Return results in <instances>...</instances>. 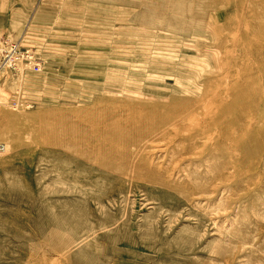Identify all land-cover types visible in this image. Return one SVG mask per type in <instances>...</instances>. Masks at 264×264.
I'll return each mask as SVG.
<instances>
[{
  "label": "rangeland",
  "instance_id": "1",
  "mask_svg": "<svg viewBox=\"0 0 264 264\" xmlns=\"http://www.w3.org/2000/svg\"><path fill=\"white\" fill-rule=\"evenodd\" d=\"M0 264H264V0H0Z\"/></svg>",
  "mask_w": 264,
  "mask_h": 264
},
{
  "label": "built area",
  "instance_id": "2",
  "mask_svg": "<svg viewBox=\"0 0 264 264\" xmlns=\"http://www.w3.org/2000/svg\"><path fill=\"white\" fill-rule=\"evenodd\" d=\"M20 42L8 37H0V81L6 80L17 69V61L30 57L29 51L22 52ZM4 146L0 144V153Z\"/></svg>",
  "mask_w": 264,
  "mask_h": 264
},
{
  "label": "bare ground",
  "instance_id": "3",
  "mask_svg": "<svg viewBox=\"0 0 264 264\" xmlns=\"http://www.w3.org/2000/svg\"><path fill=\"white\" fill-rule=\"evenodd\" d=\"M4 148H5V146H4ZM2 150H4V149H2ZM1 153H3V152H1ZM1 153H0V154H1Z\"/></svg>",
  "mask_w": 264,
  "mask_h": 264
}]
</instances>
